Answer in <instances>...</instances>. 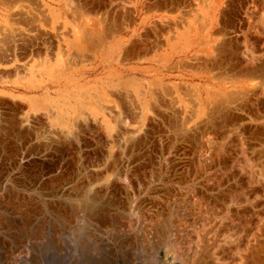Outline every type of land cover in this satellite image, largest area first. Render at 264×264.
<instances>
[{
    "label": "rangeland",
    "instance_id": "1",
    "mask_svg": "<svg viewBox=\"0 0 264 264\" xmlns=\"http://www.w3.org/2000/svg\"><path fill=\"white\" fill-rule=\"evenodd\" d=\"M90 1L91 0H79V6H82L81 8H83V11H88L89 13L86 14L90 17L88 18L89 23L86 22V24L80 26L81 29L79 28L80 32L78 34L79 40H77V43H74L73 46L79 45L80 48H85L88 50L90 49L91 51L90 41H93L100 35L99 37H102V42L104 41L108 44V46H112L110 56L111 59H113L114 56H118L120 53V58L122 59L116 61L114 70L121 71L125 76H127V78H141L143 75V69L152 65L149 58H151L153 55H161L167 49L168 39L172 35L171 37L174 40L173 37L175 30L179 32V30L184 29L187 30L190 35L192 29H195L194 31L196 32H198V30L201 32L204 30L203 28H205V20L200 16V14L203 13L202 11L204 10L203 8H205V3H207V0H201V2L200 0H186L187 2L185 0H181V2L180 0H178V2H176L177 0H173L175 3H177L175 4L173 2L174 5L168 4V1L166 0L161 2V5L157 4L158 0H145L144 5L147 7L144 6L145 8L142 14H135V12L131 10V4H133L135 0H126L125 2L124 0H114V2L111 0L112 3L111 1L108 2L109 0H94L95 3L97 1L95 4L97 5V7L95 6L96 8H94L93 5L94 1ZM84 2L87 3V6H85L86 4ZM103 2H105L106 6L105 4L103 5ZM154 2L156 3L154 4ZM165 2L170 5V7L176 6L174 8L178 9L175 10L173 8L175 12L173 9H171L172 12L169 11L170 7H167V5L164 4ZM186 3H188V5ZM89 5L91 7H89ZM100 5H103L104 7ZM125 5H127V8L129 6L128 10L126 9ZM154 5L157 6L155 7ZM164 5L165 8H162ZM218 5L219 11H224V19L234 25L238 32V34H233L232 36L228 37L238 39V41L235 40L237 41L235 42L236 45L241 42L237 45L239 46V50H237L238 55L234 54L236 49L227 50V52L222 56L224 58L222 61L224 65L226 64V68L229 69L230 66L235 64L237 69H235L233 72H230L229 70L230 73L223 74L219 70L210 69L209 63L211 60H206L208 63L206 65L205 60H197L196 58H193L194 60H192L190 57L186 58L185 60H180V58L177 56H173L171 60H169V63H167L165 72H162V74L156 76V82L154 83V86L151 87V89H148L149 87H144L145 89L143 90L142 94L143 102H145L143 106L144 108H142V105L139 103H130L129 100L122 99V103L124 105L123 107L120 104L124 108L123 110L121 107L124 111L122 116H120L117 112L118 109H115V105L112 107L113 103L108 104L105 102H99V100H101L99 96L103 95V88L99 87V89H102L98 90L96 89V86L104 84L110 75L103 67L98 66V61L96 59L32 61L18 60V62L15 60L13 63L12 61L14 60H10L8 65H2L1 63L0 69H3V71L0 72V95L6 92L15 93L17 95L15 102H18L19 106H21L19 113H17L18 120H20L19 118L24 114L23 111L29 113V120L26 123H23V128L27 133L24 138H22V136L19 137L18 127L11 129L10 138H5L6 136L0 133V140L1 138H5L6 140V142H4V146L6 147L5 149H7L6 154H10L11 156L9 159L5 158L6 154L1 150L0 144V264H131L137 261L149 264V255H155L158 259V264L183 263L179 257L175 258L172 252L168 249L167 245L169 241L173 243L176 242L178 244L180 243L179 246L177 244L178 249L180 248L179 250H181V253L187 255L185 259L186 261L184 260V264H204L208 261V264H226L228 263V258H230L233 254L232 250H234L235 253V248L237 245L232 243L234 241L232 238H230L232 235L230 236V234L228 235L225 233V231L222 229V226L225 224V221H228L227 215L230 213L232 214L233 208L235 209V212L238 211V209L244 211V205L249 206L250 212L248 211L247 213H249L251 218H253L252 221L254 223H252L254 225L252 224V227L256 225L252 230L254 231V236H250L252 238L249 237L251 243H248L249 245L256 244L255 242L259 240L257 234L259 229L257 230L256 227L258 224L261 226L263 223L262 225H264V84L262 83L264 82V75L259 74L260 76H255L252 74L253 77L250 76L251 74H248L249 71L246 68L248 66H245L246 63L244 60H242L244 56L242 57L241 55H246L245 53L248 52L247 55L249 59L247 56H245L247 58V64L248 62L249 64L250 62H253V64L256 65L258 63L264 62V33H256L257 30L263 31L264 29V0H218ZM158 6L161 7L158 8ZM221 6H223L224 9L221 8ZM90 8H93L91 10H93L95 13L92 12ZM98 8L100 12L97 10ZM154 8L156 9L154 10ZM150 9L152 10L150 11ZM96 10L99 13L96 12ZM103 10H105L104 13ZM129 10H131V12ZM108 11L112 13H108ZM101 12L104 14V16L100 14ZM127 12L129 13L127 14ZM169 12L171 16L170 20L172 21L169 20ZM90 13L91 15H89ZM185 13H187V15ZM116 14L118 17L121 16L120 19L122 25L120 24V19H118ZM108 15L110 18V23ZM128 15L131 17L134 16L133 20ZM198 15L200 16V19L198 18ZM66 16L63 18L67 19L69 24L78 22V18L76 16L73 18V21L71 16ZM102 16L105 19L102 18ZM126 17L128 18L129 22L126 20ZM129 19H131V22ZM117 20H119L118 25H121L120 27H125L123 30L122 28L116 29L118 28L117 23H115ZM96 21L99 23V26H95L98 33L97 31H94L96 28L94 27L93 22L95 24ZM125 21L127 22L126 26L124 25ZM106 22L109 24L107 25ZM112 22L113 25H111V28L113 26L114 31L108 27L110 24H112ZM172 22H174V24H172ZM249 22H251L250 25ZM179 23L181 24V27ZM161 25L164 30L167 28V31H164ZM191 26L193 27L192 29H190ZM88 27L89 32L87 31L88 29L85 30ZM146 28H149V30H146ZM157 28L160 29V32ZM108 29L111 32H108ZM134 30L137 31V35H133L135 32ZM103 31L105 33L104 35ZM143 31L147 32V34ZM155 32L158 34L160 33L161 36ZM140 33L144 35L142 36ZM150 33H152V37ZM201 33L203 34V32ZM110 34L111 37H108ZM245 35L251 36L252 40H245ZM66 36L67 35L65 34V40L68 41ZM72 36L73 39L69 40L68 44L74 41L75 35L73 34ZM147 36L149 39H153V41L151 42V40H148ZM142 37H144V39H142ZM133 39H135L136 43H140L137 41L141 40L143 41L141 43L146 44H136ZM147 41L151 43H147ZM130 43L133 49H130ZM117 44L122 45V49L119 50ZM152 44H155L154 47ZM251 44L253 45L251 46ZM245 45L248 46V50L252 53L246 50L247 47ZM136 48H139V51H143L140 52L142 55H137V52L139 53V51H136ZM146 49H148V52L152 49V51H150L151 53H148ZM5 50H7V48ZM128 50H131L133 53ZM134 50L136 51V56H134ZM207 50L203 49V52H200L204 58H206L205 56H207V58H210L211 56L209 53L206 54ZM211 51L208 50L207 52ZM91 53L93 54L92 51ZM249 53H251V55L254 53L252 59ZM255 53L262 54L261 57L263 58H260V55L258 56ZM254 55H256V57ZM122 56L126 59L124 58V60ZM136 57L141 59H137ZM130 58L132 60H130ZM253 59L256 61H253ZM43 61H47L49 65H52L56 68L59 66H63L64 68L71 67L70 69L65 68L70 73V77L74 78V80L71 81L73 85L69 89L75 88L78 90L81 89V91L90 90L93 95H91L87 100L95 101L96 103L94 105L98 109L101 106H103L104 109L107 107L105 112L108 118V123L110 125L113 124L112 126H114L111 136L102 130L101 127H99V123L92 119V115L88 116V120H81L79 122L80 128L82 125V127H84L80 130L83 131L88 129L89 134L86 133V131H83V133L80 131L78 133V137L68 135L60 126L61 124L59 122L54 121L51 123L42 109H39L36 113H33L29 102L21 104L22 102L18 96L22 94L17 83V79L19 77L17 76L19 70L18 66H22L23 64H27V66H36V64L40 62L39 65L37 64L38 66H36V69L38 70L39 66L42 68L46 65L41 63ZM184 61L186 62L184 63ZM13 67L16 68V72L13 70ZM241 69L244 72L246 70L247 73L243 72V74ZM236 70L240 72L239 74L237 71L240 77H238ZM13 72L14 74H12ZM210 72L213 75H210ZM218 73L219 76L221 74V77H218ZM233 73L234 76H236L234 78H236L237 81L236 79L231 78ZM10 74L13 75L11 76L12 78L9 77ZM208 76H210V78ZM246 76L248 78H246ZM249 82L251 83L249 84ZM200 84L209 85L208 90L199 91L194 88V86H198ZM183 85L185 86V90ZM187 85L191 86L188 87ZM254 85L255 89H253ZM261 87H263V89ZM247 88L249 90H247ZM188 89L191 90L190 93ZM245 91L248 92L246 95ZM64 92H66L64 87L54 85L52 89L50 91L47 90V92L41 87L32 90L30 89L27 96H34L41 99H45L47 97L56 98L61 96ZM215 92L216 94H213ZM231 92H234L232 95L236 94L235 98L238 99L235 100L234 98L233 102L223 105L224 108L222 109H225V111L228 110L227 123H224V120L226 119L225 117L220 119V117L217 116L216 119H218V121L221 120L220 122H218L215 118L211 120V110L216 106L214 105L212 107L213 103L216 104L218 101H222L224 98L221 96L225 94H228L231 97ZM243 94L245 95V98L244 96L242 97ZM248 94H250V97ZM5 101L6 102L4 104L1 103L0 107V117L3 119L5 117H10L9 113L11 112L10 109H8V105L11 101L9 102L8 97ZM147 101L152 103L153 106H148ZM75 106L79 109L83 108L82 105L79 104ZM95 106L94 108L97 109ZM110 107L116 111H113ZM147 107H150L151 111H149L150 109L147 111ZM114 112H117L118 114ZM235 112H237V114ZM115 114L119 117H115ZM112 115H114L115 118L110 117ZM130 117L133 119V121H135H131L132 119ZM127 118L131 119L130 123ZM114 119L116 121H114ZM146 120L148 124L145 122ZM158 120H160L161 123ZM127 121L130 125L128 124L126 127ZM219 123L221 126H219ZM91 125H95L97 128L95 126H93V128ZM139 125H143L144 127ZM207 125H210V128ZM216 125L221 129L218 130ZM138 126L141 127V129H139ZM222 126L224 128H222ZM213 127L217 130H215ZM126 128L129 131H126ZM152 131H155L154 136L152 135ZM142 132L143 135L141 137L140 133ZM132 134H134V136H132ZM99 136L102 137L99 138ZM209 136L211 137L210 141L212 143L208 140ZM206 137L208 138L206 139ZM189 138L191 139L189 140ZM60 139L65 141H61ZM128 139L134 142H128L131 143L132 147L130 145L128 146ZM152 139L154 143H152ZM69 140L74 144V146ZM83 140L87 144H85ZM137 140L139 144L138 146H135L137 145ZM142 140H144V142H142ZM101 141H104V144L101 143ZM157 142H159L158 144L161 145H158ZM43 143L46 147H44ZM75 143L78 144V148L76 147ZM151 143L154 145V148ZM63 144L66 148L69 147L70 150L68 148V150H65V147L62 149L61 146ZM101 144L103 145L101 146ZM122 144L125 145L121 146ZM57 146H59V151L57 150ZM118 146L119 151L121 152L120 155L118 154ZM127 146L129 149L125 148ZM35 147L37 149H34ZM143 147L146 149V151ZM150 147L153 150H150ZM102 148L104 150H102ZM136 149L138 152L135 151ZM38 150L39 153L37 155ZM168 150L171 151L168 152ZM40 151L42 155L40 154ZM54 151L56 152L54 153ZM115 152L118 156L115 155ZM143 153L146 156L143 155ZM82 154L84 155L82 156ZM137 156L139 158L142 157V159H139ZM153 156H155V158ZM165 157L167 158L165 159ZM2 158L3 160H1ZM129 159L133 161H131L132 164L130 163ZM153 159L155 163L153 162ZM13 164L14 166L12 167ZM136 164L139 165L137 166ZM159 164L160 166H158ZM150 165L154 170L150 167ZM56 166L58 167L55 168ZM129 166L132 167L128 168ZM135 166L138 167V169ZM121 167L123 168V172L120 171ZM149 167L151 172H148L150 171ZM110 168L111 170L108 171ZM133 169L137 171L135 172ZM121 172L123 173V177L121 174L120 178L119 173ZM132 173L134 174L133 176L131 175ZM149 174L151 177L148 176ZM59 176L63 177L59 178ZM110 176L112 179H110ZM126 176L127 179H131L133 183L131 181L129 182V180H123V178ZM118 178L120 181L117 180ZM121 182L124 183V185L121 184ZM104 187L105 191H103ZM234 190H237L236 192H238V194ZM241 191L246 192L243 194H247V198L249 196V201H246L247 199L245 196L243 197ZM98 192L102 193L100 194ZM235 193L237 194V198L235 197ZM229 200H231L232 203ZM89 211L92 213L95 212L94 218L96 220L94 219L91 222H86V218H84L85 213H88ZM258 214L260 218L258 217ZM96 216L99 219H97ZM224 219L226 220L224 221ZM260 226L258 228H260ZM144 230L146 231V236L143 235ZM162 230L163 234L166 235V238H164V235L160 236V234H158L159 231L162 233ZM238 233L237 234L240 237H243L240 232ZM227 235L229 237H227ZM238 235H236V237H239ZM147 236L148 238L146 239ZM157 236H159V238ZM236 237L234 238L236 239ZM165 239H169V241H166ZM252 239L257 241L252 242ZM231 240L233 241L231 242ZM244 242H246L244 246L248 244L246 240H244ZM244 242H241V248L244 247H242ZM232 244L236 245V247L233 248ZM229 246V249L233 248L231 251L228 249ZM190 249H194V251H191ZM239 250L242 251L240 252L241 256L243 250ZM228 253L229 256L231 255L230 257L228 256ZM194 254L197 255L194 257ZM236 256H239V252L236 253ZM237 262L238 261H236V263Z\"/></svg>",
    "mask_w": 264,
    "mask_h": 264
},
{
    "label": "bare ground",
    "instance_id": "2",
    "mask_svg": "<svg viewBox=\"0 0 264 264\" xmlns=\"http://www.w3.org/2000/svg\"><path fill=\"white\" fill-rule=\"evenodd\" d=\"M7 1H9V0H7ZM10 1H12V0H10ZM78 1V0H77ZM81 1V0H80ZM83 1V0H82ZM91 1H94V0H91ZM90 1V2H91ZM111 0H109L108 2H110ZM126 0H124V2H125ZM157 1V0H156ZM164 0H158L157 1V4L158 5H161L160 3L161 2H163ZM166 1H168V4H173V2L175 3V1H173V0H166ZM186 1V0H185ZM192 1V0H191ZM194 1H196V0H194ZM225 1V0H224ZM6 2V1H5ZM4 2V3H5ZM15 3H17L16 2V0L14 1ZM67 2V1H66ZM74 2V1H73ZM88 2V1H87ZM90 2H89V4H90ZM99 2V1H98ZM102 2V1H101ZM113 2H114V0H113ZM116 2V1H115ZM129 2V1H128ZM133 2V1H132ZM176 2H178V0L176 1ZM180 2H181V0H180ZM187 2V1H186ZM200 2H201V0H200ZM223 2V1H222ZM1 3V2H0ZM7 3V2H6ZM10 3V2H9ZM40 3V2H39ZM85 3V2H84ZM83 3V4H84ZM96 3H97V1H96ZM95 3V1H94V3H93V5H94V8H96L97 7V5H95L96 4ZM111 3H112V1H111ZM131 3V2H130ZM156 2H154V4H155ZM221 3V2H220ZM228 3V2H227ZM1 4H3V1H2V3ZM12 4V3H11ZM32 4V3H31ZM37 4V3H36ZM86 5L85 6H87V3H85ZM105 4V2H103V5ZM106 4H107V1H106ZM106 4H105V6H106ZM109 4V3H108ZM116 4H118V3H116ZM124 4H126V3H124ZM145 4V0H135L134 1V3L133 4H131V10L133 11V12H135V14L136 13H143V10H144V6H146V5H144ZM150 4V3H149ZM153 4V3H152ZM164 4H166L167 5V7H170V5H168L166 2L164 3ZM175 4H177V3H175ZM187 5H188V3H186ZM192 4H194V3H192ZM203 4V3H202ZM226 4V3H225ZM224 4V5H225ZM5 5V4H4ZM38 5V4H37ZM67 5V4H66ZM103 5H100V6H103ZM123 5V4H122ZM147 5H148V3H147ZM162 5H163V3H162ZM174 5V4H173ZM172 5V6H173ZM191 5V4H190ZM205 5H207L206 3H205ZM213 5V4H212ZM63 6V5H62ZM96 6V7H95ZM99 6V7H100ZM119 6V5H118ZM126 6V9L128 10L129 9V6H128V8H127V5H125ZM151 6V5H150ZM153 6V5H152ZM155 7L157 6V5H154ZM193 6V5H192ZM7 7H9V6H7ZM13 7H15L14 5H13ZM27 7V6H26ZM77 7H78V9H76L77 10V12L75 11V9H73V11L71 12V10H69V9H67L65 6H64V9L66 8V10H62V14H63V17L65 18V16L66 15H69L70 16V13H71V15H72V13L73 12H75L76 13V17L78 18V22H73L74 23V28H73V30L72 31H74L73 32V34L75 35L74 36V41L73 42H70L69 44H74V43H77L76 41L77 40H79V28H80V26H83L84 24H86V22H88L89 23V21H88V18L90 17V16H88L87 14L89 13L88 11L87 12H85V10L83 11V8H81L80 6H78L77 5ZM89 7H91L90 5H89ZM104 7V6H103ZM147 7V6H146ZM148 7H149V5H148ZM159 7H161V6H158V8ZM174 7H176V6H174ZM174 7H170V10L169 11H171L172 12V10L171 9H173ZM180 7V6H179ZM187 7V6H186ZM12 8V7H11ZM62 8V7H61ZM71 8H74V7H71ZM162 8H165V5L162 7ZM161 8V9H162ZM214 8V7H213ZM221 8H223V6H221ZM9 9H10V7H9ZM13 9V8H12ZM91 9H93V8H90V10ZM100 9H101V7H100ZM119 9H120V7H119ZM122 9V8H121ZM148 9V8H147ZM146 9V10H147ZM156 8H154V10H155ZM175 9V8H174ZM173 9V10H174ZM176 9H178V8H176ZM175 9V10H176ZM224 9V8H223ZM16 10V9H15ZM87 10V9H86ZM89 10V11H90ZM95 10V9H94ZM97 10H99V8L97 9ZM96 10V12H98ZM111 10H112V8H111ZM131 10H129L130 12H131ZM152 9H150V11H151ZM164 10V9H163ZM167 10V9H166ZM175 10H174V12H175ZM195 10V9H194ZM193 10V11H194ZM221 10V9H220ZM8 11V10H7ZM14 11V10H13ZM64 11V12H63ZM92 12H94L93 10H91ZM90 11V12H91ZM104 11L105 10H103V13H104ZM118 11V10H117ZM116 11V12H117ZM119 11H121V10H119ZM125 11V10H124ZM149 11V10H148ZM215 11V10H214ZM217 11V10H216ZM11 12V11H10ZM16 12H18V11H16ZM91 12V13H92ZM99 12H100V10H99ZM98 12V13H99ZM165 12H167V11H165ZM224 11H222V13H223ZM32 13V12H31ZM74 13V14H75ZM87 13V14H86ZM91 13L89 14V15H91ZM95 13V12H94ZM108 13H112V12H109L108 11ZM124 13V12H123ZM129 12H127V14H128ZM189 13H190V11H189ZM211 13V12H210ZM214 13H216V12H214ZM218 13V12H217ZM219 13H220V11H219ZM218 14L219 15V17H220V15H221V17H223V15L224 14ZM17 14V13H16ZM100 14H102V12L100 13ZM118 14V13H117ZM117 14H116V16H117ZM126 14V15H127ZM149 14V13H148ZM147 14V15H148ZM156 14H157V12H156ZM186 15H187V13H185ZM199 14V13H198ZM209 14V13H208ZM212 14H213V12H212ZM14 14H12V15H10V16H13ZM22 15H23V12H22ZM78 15V16H77ZM87 15V16H86ZM103 16H104V14H102ZM121 15V14H120ZM124 15V14H123ZM130 15V14H129ZM128 15V16H129ZM27 16V15H26ZM35 16V15H34ZM34 16L32 17V18H34ZM98 16V15H97ZM102 16V18H104ZM111 16V15H110ZM125 16V15H124ZM123 16V17H124ZM133 16V15H132ZM144 16V15H143ZM146 16V15H145ZM159 16V15H158ZM161 16V15H160ZM199 16V15H198ZM201 16V15H200ZM200 16L198 17L199 19H200ZM209 16V15H208ZM216 16V15H215ZM9 17V16H8ZM7 17V18H8ZM22 17V16H21ZM29 17V16H28ZM67 17V16H66ZM72 17V16H71ZM70 17V18H71ZM118 17V16H117ZM120 17L121 16H119L118 17V19H120ZM129 17H131V16H129ZM134 17V16H133ZM133 17H131L132 18V20H133ZM154 17V16H153ZM167 17V16H166ZM165 17V18H166ZM197 17V16H196ZM9 18H11V17H9ZM8 18V19H9ZM36 18H38L37 16H36ZM63 18V19H64ZM73 18L74 17H72V21H73ZM77 18H75V19H77ZM108 18H109V15H108ZM127 18V17H126ZM7 19V20H8ZM17 19H20V18H17ZM17 19H14V20H17ZM27 19V18H26ZM46 19V18H45ZM105 19V18H104ZM115 19H116V17H115ZM146 19V18H145ZM152 19V18H151ZM183 19H185V18H183ZM216 19V18H215ZM223 19V18H222ZM13 18L12 19H9L8 21H6L5 20V18H3V19H1V21H2V23L4 24V26L2 27V25H1V27L6 31V33H4V30L1 32V29H0V33L1 34H6V37H5V35L4 36H2V37H5V40L4 41H8L7 39H8V37L10 38V36L9 35H11L12 36V32H10L11 31V29L12 28H14V27H11V26H13V25H11L10 26V23L12 24L13 23ZM34 20V19H33ZM33 20H31V23L32 22H34ZM37 20V19H36ZM60 20H61V17H60ZM70 20V19H69ZM112 20V19H111ZM127 21H128V18L126 19ZM130 20V22H131V19H129ZM144 20V19H143ZM217 20V19H216ZM215 20V21H216ZM219 20L221 21V19L219 18ZM218 20V21H219ZM10 21V22H9ZM12 21V22H11ZM19 21H21V23H22V18H21V20H19ZM27 21H28V19H27ZM48 21H50V20H48ZM102 21H104V20H102ZM113 21V20H112ZM118 21L119 20H117L115 23H117V25H118ZM162 21H163V19H162ZM170 21H172V20H170ZM182 21H185V20H182ZM206 21V20H205ZM17 22V21H16ZM24 22L26 23V21L24 20ZM24 22H23V24H24ZM63 22H64V24L65 25H68L69 24V22L67 21V19H64L63 20ZM98 21H96L95 22V24H94V22H93V25H94V27L95 26H99L98 24L99 23H97ZM129 22V21H128ZM165 22V21H164ZM176 22H178V21H176ZM191 22V21H190ZM226 22V21H225ZM225 22H223V24L225 23ZM18 23H20V22H18ZM30 23V24H31ZM50 23V22H49ZM72 23V24H73ZM107 23V22H106ZM105 23V24H106ZM109 23H110V18H109ZM109 23H107V25L109 24ZM124 23V22H123ZM126 21H125V23H124V25L126 26ZM142 23V22H141ZM154 23H156V22H154ZM162 23V22H161ZM168 23V22H167ZM181 23V22H180ZM179 23V24H180ZM192 23V22H191ZM196 23V22H195ZM194 23V24H195ZM199 23V22H198ZM210 23V22H209ZM213 23V22H212ZM219 23V22H218ZM217 23V24H218ZM221 23V22H220ZM219 23V24H220ZM46 24V23H45ZM120 24L122 25V23H121V19H120ZM128 24H130V23H128ZM131 24H133V23H131ZM158 24H159V22H158ZM158 24H157V26H158ZM166 24V23H165ZM172 24H174V22H172ZM178 24V25H179ZM186 24V23H185ZM200 24V23H199ZM219 24H218V26L217 27H219ZM228 24V23H227ZM60 25H61V23H60ZM91 25V24H90ZM90 25H88V26H90ZM111 25H113V22H112V24H110L108 27L109 28H111ZM117 25H116V27H117ZM121 25H118V28H116V29H121L122 27H120ZM123 25V26H124ZM160 25V24H159ZM170 25H171V22H170ZM201 25H203V24H201ZM205 25V24H204ZM203 25V26H204ZM207 25V24H206ZM221 25V24H220ZM22 26V25H21ZM36 25H34V27H35ZM47 26H48V23H47ZM0 27V28H1ZM106 27V26H105ZM161 27H162V25H161ZM166 27V26H165ZM180 27H181V24H180ZM200 27V26H199ZM198 27V28H199ZM205 27V26H204ZM216 27V26H215ZM228 27H230V23L228 24ZM96 28V27H95ZM100 28V27H99ZM98 28V29H99ZM107 28V27H106ZM114 27L112 26V28H111V30L113 29ZM125 27H123L122 28V30L124 29ZM193 27L191 26V28L190 29H192ZM202 28V27H201ZM208 28V27H207ZM213 28V27H212ZM226 28H227V25H226ZM232 28V27H231ZM14 29H16V28H14ZM59 29V28H58ZM81 29V28H80ZM88 29V30H87ZM129 29V28H128ZM153 29V28H152ZM158 29V28H157ZM162 29H163V27H162ZM167 28H165V30H166ZM172 29V28H171ZM204 29V28H203ZM215 29V28H214ZM39 30V29H38ZM85 30H87L88 32H89V27L88 28H86ZM90 30H91V28H90ZM103 30V29H102ZM109 30V29H108ZM107 30V31H108ZM146 30H149V28L147 29L146 28ZM145 30V31H146ZM164 30V29H163ZM164 30V31H165ZM174 30V29H173ZM184 30V29H183ZM193 30V29H192ZM191 30V31H192ZM195 30V29H194ZM227 30V29H226ZM13 31V30H12ZM94 31H97V28L94 30ZM100 31H101V29H100ZM113 31H114V29H113ZM117 31V30H116ZM119 31V30H118ZM132 31V30H131ZM135 31V30H134ZM158 31L160 32V29H158ZM157 31V32H158ZM167 31V30H166ZM180 31V30H179ZM213 31V30H212ZM40 32V31H39ZM71 32V31H70ZM108 32H111L110 30L108 31ZM144 32V31H143ZM149 32V31H148ZM157 32H155V33H157ZM196 32V31H195ZM198 32H199V30H198ZM196 33L195 34V36L192 38V42L194 43V44H198L199 46L200 45H202V43H203V39H205V38H203V36L201 35V33ZM229 32V31H228ZM10 33V34H9ZM19 33H21L20 31L18 32V34ZM69 32H67V34L66 35H69L68 34ZM84 33V32H83ZM95 33V32H94ZM97 33H98V31H97ZM101 33V32H100ZM142 33V32H141ZM140 33V34H141ZM144 33H146L147 34V32H144ZM171 33V32H170ZM183 33V32H182ZM213 33V32H212ZM215 33H216V31H215ZM218 34L220 33V32H217ZM229 33H232V32H229ZM229 33H227V34H229ZM17 34V33H16ZM17 34V35H18ZM24 34V33H23ZM73 34H70V36L71 35H73ZM102 34V33H101ZM105 33H104V31H103V35H104ZM107 34V33H106ZM109 34V33H108ZM151 34V37H152V33H150ZM158 34V33H157ZM184 34V33H183ZM186 34V33H185ZM233 34V33H232ZM28 35V34H27ZM26 35V36H27ZM40 35V34H39ZM51 35V34H50ZM57 35H59L58 34V32H57ZM86 35V34H85ZM99 35V34H98ZM133 35H137V31H135L134 33H133ZM142 35V34H141ZM140 35V36H141ZM144 35V34H143ZM142 35V36H143ZM158 35H160L161 36V34L159 33ZM214 35H216V34H214ZM16 36V35H15ZM20 36V35H19ZM25 36V35H24ZM36 36V35H35ZM38 36V35H37ZM53 36V35H52ZM56 36V35H55ZM97 36V35H96ZM100 36V35H99ZM97 37V38H95L93 41H90V46H91V51L93 52V56L95 57V59L98 61V66L99 67H103L106 71H107V73H109V78L106 80V82H104V84H102V85H97L96 86V89H98V90H100V89H102L103 88V95H100L99 96V98L101 99V100H99V102L100 103H113V106L112 107H114V105H115V109L117 108L118 110H117V112L119 113V115L120 116H122V113H124V105H123V100L122 99H125V100H129L130 101V103H139V104H141L142 105V108H144L143 106H144V104H145V102H143V90L145 89V88H147V87H149L148 89H151V87H153L154 86V83L156 82V80H155V78H156V76L157 75H160V74H162V72L164 73L165 72V68H166V65H167V63H169V60H171V58L174 56V55H176V54H179V57H187V54H188V52H189V45H188V41H186V40H183V43L181 42L182 41V39H183V37H181V39L178 41V42H176L175 40H173L172 39V35L169 37V39H171V40H169L168 39V46H167V49L161 54V55H153L151 58H149V60H151V64L152 65H150V66H147V67H145L144 69H143V75L141 76V78H131V77H129V78H127V76H125L121 71H119V70H114V65L116 64V61H119L120 59H122V58H120V53H119V55L118 56H114L113 57V59H111L110 58V56H111V45H109L108 46V44L106 43V42H102L101 40H102V37ZM102 36V35H101ZM111 37V34L110 35H108V37ZM146 36V35H145ZM159 36V37H160ZM218 36V35H217ZM230 36V35H229ZM235 36V35H234ZM246 36H248V35H246ZM32 37V36H31ZM106 37V36H105ZM219 37L220 38H217L218 40H216V38H215V40H213V41H211V39L207 42V43H205L206 44V46L205 47H203L202 48V50H200V52L202 51L203 52V49L204 50H213V51H211V52H207L206 51V54L207 53H209L211 56L210 57H212L213 58V60L211 59V61H210V63H209V67H210V69H213V70H219V71H221L223 74H228V73H230V72H233L235 69H237L236 67V65L235 64H233L232 66H230V68L228 69V68H226L225 66H226V64L224 65V63H223V61L222 60H224V58L222 57L223 55H224V53H226L227 52V50H230V49H236V52L234 53V54H236V55H238V53H237V50H239V46H237L238 44H240V43H238L237 45H236V43L235 42H237L238 41V39H236L237 41H233V38H231V37H228V36H226V32L224 31V33H222V37H221V35H219ZM7 38V39H6ZM24 38V37H23ZM26 38V37H25ZM33 38H36V37H33ZM32 38V39H33ZM103 38H104V36H103ZM146 38V37H145ZM147 38H148V36H147ZM175 38H177V37H175ZM249 38V37H248ZM247 38V39H248ZM14 39V38H13ZM20 38H18L17 40H19ZM22 39V38H21ZM20 39V40H21ZM27 39V38H26ZM25 39V40H26ZM31 39V40H32ZM39 39V38H38ZM136 39V38H135ZM135 39H133L134 41H135ZM142 39H144V37H142ZM160 39V38H159ZM261 39V38H260ZM15 40V39H14ZM16 40V41H17ZM22 40H24V39H22ZM123 40V39H122ZM147 40V39H146ZM145 40V41H146ZM148 40H151V38L149 39L148 38ZM173 40V41H172ZM250 40V39H249ZM9 41H11L10 39H9ZM26 41H28V40H26ZM33 41H35L34 39H33ZM153 41V39L151 40V42ZM157 41V40H156ZM161 41V40H160ZM159 41V42H160ZM207 40H205V42H206ZM251 41V40H250ZM137 42H140V43H136V41H135V43L136 44H143V43H141V42H143V41H137ZM149 41H147V43H148ZM151 42H149V43H151ZM155 42V41H154ZM158 42V41H157ZM18 43V42H17ZM132 43V42H131ZM131 43H130V47H128V48H130V49H133V47L131 46ZM163 43H164V41H163ZM243 43V42H242ZM263 43H264V40H263ZM27 44V43H26ZM26 44H25V47H26ZM146 44V43H145ZM145 44H143V45H145ZM157 44V43H156ZM205 44H203V45H205ZM5 45H8L6 42H5ZM13 45V44H12ZM19 45V47H20V44H18ZM118 45V44H117ZM134 45V44H133ZM153 45V44H152ZM155 45V44H154ZM154 45H153V47H154ZM159 45V44H158ZM164 45H165V43H164ZM248 45V44H247ZM253 44H251V46H252ZM261 45H263V44H261ZM11 46V45H10ZM10 46H8V48H7V50H5V48H3V49H1V47H0V65H1V63H2V65H8L9 64V62H10V59H9V52H8V49L10 50ZM24 46V45H23ZM30 46V45H29ZM126 46V45H125ZM138 46V45H137ZM157 46V45H156ZM246 46V45H245ZM244 46V47H245ZM249 46V45H248ZM248 46H246L247 48H246V50H248ZM264 46V45H263ZM124 47V46H123ZM136 47V46H135ZM144 47V46H143ZM151 47V46H150ZM16 48V47H15ZM21 48H23L22 46H21ZM21 48H19L20 50H22V52L24 51L23 49H21ZM118 48H119V50L120 49H122V45H118ZM140 48V47H139ZM138 48V49H139ZM159 48H161V47H159ZM193 48V47H192ZM18 49V48H17ZM109 49H110V54H109ZM137 49V48H136ZM135 49V50H136ZM136 50V51H139V50ZM140 49H142V48H140ZM251 49H252V47H251ZM254 49V48H253ZM3 50H5V51H3ZM25 50H26V48H25ZM134 50V56H136L135 55V51ZM148 49H146V51H147ZM162 50V49H161ZM192 50V49H191ZM245 50V51H246ZM255 50H257V49H255ZM12 51V52H11ZM27 51V50H26ZM25 51V52H26ZM125 51V50H124ZM128 51H131V50H128ZM142 51V50H141ZM141 51H139V53L141 52ZM150 51H152V49L151 50H149V52ZM245 51H243V52H245ZM249 51V50H248ZM253 51V50H252ZM263 51V50H262ZM132 52V51H131ZM143 52V51H142ZM148 52V51H147ZM148 52V53H149ZM159 52V51H158ZM198 52V51H197ZM212 52H214V53H212ZM239 52V51H238ZM249 52H251V51H249ZM254 52V51H253ZM258 52V51H257ZM10 53H12L13 54V49H11L10 50ZM133 53V52H132ZM151 53V52H150ZM155 53V52H154ZM233 53V52H232ZM232 53H231V55H232ZM248 53V52H247ZM247 53H245L246 55H243L242 54V52H241V56L243 57L244 56V58H242V60H244L245 61V66H248V67H246L247 68V70L249 71V73L248 74H251L250 76H252V74H254L255 76H257V75H259V74H263L264 75V62H261V63H258V64H253V62H250V64H249V62H248V64H247V58L249 59V57H248V55H247ZM252 53V52H251ZM251 53H249V55L251 56V59H252V57H253V54L251 55ZM260 53H263V52H260ZM11 54V55H12ZM16 54V53H15ZM20 54V53H19ZM21 54H23V53H21ZM26 54V53H25ZM109 54V55H108ZM122 54V53H121ZM124 54H126V53H124ZM202 54V53H201ZM255 54H257L258 56L260 55V58H263V57H261V55L262 54H258V53H255ZM131 55H133V54H131ZM137 55H139V54H137ZM140 55H142V53H140ZM147 55V54H146ZM18 56V55H17ZM16 56V57H17ZM24 56V55H23ZM26 56V55H25ZM25 56H24V58H25ZM125 56V55H124ZM127 56V55H126ZM134 56H132V57H134ZM193 56H195L196 57V54L195 55H193ZM230 56V55H229ZM245 56H247V58L245 57ZM255 57H256V55H254ZM257 56V57H258ZM263 56H264V54H263ZM123 57V56H122ZM128 57V56H127ZM194 57V58H195ZM201 57H203L204 58V56L203 55H201ZM206 58H204L205 59V61L207 60V56H205ZM209 57V56H208ZM226 57V56H225ZM8 58V60H4V59H7ZM13 58V57H12ZM15 58V57H14ZM125 57H123V59H124ZM137 58V57H136ZM182 58V59H183ZM193 58V57H192ZM198 58V57H197ZM259 58V59H260ZM21 59V58H20ZM126 59V58H125ZM124 59V60H125ZM135 59V58H134ZM145 59V58H144ZM204 59L202 60V61H204ZM231 59V58H230ZM229 59V60H230ZM254 59H256V58H254ZM253 59V61H256V60H254ZM130 60H132L131 58H130ZM137 60V59H136ZM227 60V59H226ZM262 60V59H261ZM12 61V60H11ZM30 61V60H29ZM32 61V60H31ZM129 61V60H128ZM208 61V60H207ZM207 61H206V65L208 64L207 63ZM234 61V60H233ZM250 61H252V60H250ZM13 62H15V60L14 61H12V63ZM17 62H18V60H17ZM146 62V61H145ZM186 61H184V63H185ZM260 62V61H259ZM40 63V62H39ZM39 63H37L38 65H39ZM41 63H44V64H46L45 66H43L42 68H40V66H39V69L37 70L36 69V66H38L37 64H36V66L35 65H32V66H27V64H23L22 66H18V73H17V76H19L18 77V79H17V83H18V85H19V90L22 92V94H20V95H18L19 97H20V100H21V104H23V103H25V102H29L30 103V105H31V107H32V112L33 113H36L39 109H42L44 112H45V114L47 115V117H48V119L50 120V122L51 123H53L54 121L56 122H59L61 125V127L65 130V132L68 134V135H72V136H74V137H78L79 135H78V133L80 132V131H82V130H80L81 128H84V127H82L81 126V128H80V121L81 120H88V116H91L92 115V119L94 120V121H96V122H98L99 123V127H101L102 128V130H104L107 134H109L110 136H111V133L113 132V129H114V126H112V125H110L109 123H108V118H107V116H106V108L104 109V107L103 106H101L99 109L94 105L96 102L95 101H92V100H87L91 95H93L92 94V92L90 91V90H84V91H81V89H69L73 84H72V80H74V78H72V77H70V73L66 70V69H68V68H64L63 66H59V67H54V66H52V65H49L48 64V62L47 61H43V62H41ZM251 63H252V65H251ZM129 64V63H128ZM180 64V63H179ZM178 64V65H179ZM196 64V63H195ZM197 64H198V62H197ZM244 64V63H243ZM41 65V64H40ZM43 65V64H42ZM170 65V64H169ZM187 65L189 66V64L187 63ZM193 65H194V63H193ZM192 65V66H193ZM200 65H201V63H200ZM202 65H203V63H202ZM16 66V65H15ZM120 66V65H119ZM187 66V67H188ZM196 66V65H195ZM199 66V65H198ZM205 66V65H204ZM229 66V65H228ZM21 67V68H20ZM143 67V66H142ZM64 68V69H63ZM71 68V67H70ZM69 68V69H70ZM193 68V67H192ZM199 68V67H198ZM121 69V68H120ZM195 69V68H194ZM202 69V68H201ZM204 69V68H203ZM13 70L15 71L16 70V68L15 67H13ZM207 70V69H206ZM205 70V71H206ZM209 70V69H208ZM229 70H230V72H229ZM239 70V69H238ZM238 70H236V73H237V71ZM242 70V69H241ZM1 71H3V69H0V72ZM10 72H12L11 70H9ZM8 71V72H9ZM16 72V71H15ZM239 72V71H238ZM244 71L242 70V73H243ZM5 73H6V71H5ZM169 73V72H168ZM202 73V72H201ZM244 73H247L246 72V70H245V72ZM243 73V74H244ZM3 74V73H2ZM12 74H14V72L12 73ZM140 74V73H139ZM239 74H240V72H239ZM4 75V74H3ZM3 75H1V76H3ZM202 75V74H201ZM200 75V76H201ZM210 75H213V74H211V72H210ZM214 75H216V74H214ZM218 75V77H221V74H220V76H219V73L217 74ZM237 75H238V73H237ZM11 76H13V75H11L10 74V78H12ZM207 76V75H206ZM250 76H249V78H250ZM260 76V75H259ZM209 78H210V76H208ZM213 77V76H212ZM234 77H236V76H234V73H233V75H231V78L232 79H236V78H234ZM238 77H240L239 75H238ZM253 77V76H252ZM167 78V77H166ZM204 78V77H203ZM230 78V77H229ZM228 78V79H229ZM246 78H248L247 76H246ZM163 79V78H162ZM165 79V78H164ZM205 79V78H204ZM242 79V78H241ZM220 80H222V79H220ZM219 80V81H220ZM253 80H255V79H253ZM252 80V81H253ZM3 81V80H2ZM236 81H237V79H236ZM249 81V80H248ZM247 81V82H248ZM251 81V80H250ZM71 82V83H70ZM244 82H246V81H244ZM74 83V82H73ZM251 82H249V84H250ZM263 84H264V82H262ZM15 84H16V82H15ZM211 84V83H210ZM54 85H56V86H59V87H64L65 89H66V92H64L61 96H59V97H56V98H51V97H47V98H45V99H41V98H37V97H34V96H27V94L29 93V90L31 89H35V88H39V87H41V88H44L45 89V91L47 92V90L48 91H50L51 89H52V87L54 86ZM185 85V84H184ZM183 85V86H184ZM192 85V84H191ZM190 85V86H191ZM258 85V84H257ZM182 86V87H183ZM188 86V85H187ZM186 86V87H187ZM190 86H188V87H190ZM213 86V85H212ZM99 87H102V88H100L99 89ZM145 87V88H144ZM156 87V86H155ZM168 87V86H167ZM247 87H253V86H247ZM194 88L196 89V90H199V91H206V90H208V88H209V85H207V84H200V85H198V86H194ZM217 88V87H216ZM215 88V89H216ZM244 88V87H243ZM262 89H263V87H261ZM165 89V88H164ZM246 89V88H245ZM253 89H255V85H254V88ZM184 90H185V86H184ZM189 90V89H188ZM194 90V89H193ZM247 90H249L248 88H247ZM246 90V91H247ZM112 91V92H111ZM148 91V90H147ZM166 91V90H165ZM187 91V90H186ZM245 91V92H246ZM252 91V90H251ZM258 91V90H257ZM191 92V90H189V93ZM197 92V91H196ZM211 92V91H210ZM214 92V91H213ZM261 92V91H260ZM149 93V92H148ZM230 93V92H229ZM234 92H231V95L233 94ZM236 93V92H235ZM242 93V92H241ZM240 93V94H241ZM248 92H246L245 93V95L247 94ZM254 93H256V92H254ZM152 94V93H151ZM158 94H160V93H158ZM213 94H216V92L215 93H213ZM156 95V94H155ZM186 95V94H185ZM191 95V94H190ZM195 95V94H194ZM238 95V94H237ZM245 95L243 94L242 95V97L244 96V98H245ZM249 95V97H250V94H248ZM260 95V94H259ZM258 95V96H259ZM261 95H262V93H261ZM4 96H7L8 97V99H9V108L8 109H10V117H5L4 119L3 118H1L0 117V133H2L3 135H5L6 137L5 138H10V133H11V129H13V128H17L18 127V135H19V137L20 136H22V138H24L25 137V135H27V133H26V130L23 128V123H26L28 120H29V113L28 112H25V111H23V115H22V117H20L19 119L20 120H18V117H17V113H19V110H20V107L21 106H19V103L18 102H15L16 100H15V98L17 97V95L15 94V93H13V92H6V93H4V94H2V95H0V97H2V98H0V107H1V103L2 104H4L6 101L5 100H7V97H4ZM193 96V95H192ZM191 96V97H192ZM220 96H221V94H220ZM253 96V95H252ZM95 97V96H94ZM97 97V96H96ZM151 97V96H150ZM150 97H149V99H150ZM159 97V96H158ZM205 97V96H204ZM212 97V96H211ZM216 97V96H215ZM214 97V98H215ZM222 98H224L222 101H218L216 104L215 103H213V105H212V107L214 106V105H216L215 106V108H213L212 110H211V113H210V119L212 120V119H216L217 118V116H219L220 117V119L221 118H223V117H225L226 119H227V113H228V110L227 111H225V109H222V108H224V106L223 105H226V103L228 104L229 102H233V99L236 97V94H234V95H232L231 97L228 95V94H225V95H223V96H221ZM160 98V97H159ZM164 98V97H163ZM154 99V98H153ZM177 99V98H176ZM206 99V98H205ZM236 99H238V98H235V100ZM247 99V98H246ZM159 100H162V99H159ZM173 100V99H172ZM187 100H190V99H187ZM192 100V99H191ZM207 100V99H206ZM215 100V99H214ZM257 100V99H256ZM165 101V100H164ZM195 101V100H194ZM209 101V100H208ZM211 101H213V100H211ZM216 101V100H215ZM163 102V101H162ZM168 102V101H167ZM181 102V101H180ZM191 102V101H190ZM129 103V102H128ZM169 103V102H168ZM175 103V102H174ZM243 103V102H242ZM255 103V102H254ZM77 104H79V105H82V109H79V108H77L75 105H77ZM123 106H121V105ZM153 104H155V103H153ZM158 104V103H157ZM206 104H207V102H206ZM147 105L149 106H153L152 105V103H150L149 101H147ZM211 105V104H210ZM210 105H207V106H210ZM19 106V107H18ZM94 106L97 108V109H95L94 108ZM106 106V105H105ZM129 106H131V105H129ZM164 106V105H163ZM232 106V105H231ZM237 106V105H236ZM238 106H239V104H238ZM240 106H242V105H240ZM112 107H110V108H112ZM123 108V110H122V108ZM162 107V106H161ZM167 107H168V105H167ZM181 107V106H180ZM206 107V106H205ZM242 107H245V106H242ZM241 107V108H242ZM27 108V107H26ZM26 108H25V110H26ZM128 108V107H127ZM136 108V107H135ZM138 108V107H137ZM173 108V107H172ZM234 108V107H233ZM114 109V110H115ZM126 109V108H125ZM150 109V110H149ZM184 109V108H183ZM112 110H113V108H112ZM113 110V111H114ZM146 110V109H145ZM144 110V111H145ZM151 111V108L150 107H147V111ZM207 110V109H206ZM229 110H230V108H229ZM110 111V110H109ZM116 111V110H115ZM242 111V110H241ZM111 112V111H110ZM117 112H114V113H117ZM153 112V111H152ZM159 112H161V111H159ZM195 112H196V110H195ZM198 112V111H197ZM117 113V114H118ZM158 113V112H157ZM163 113V112H162ZM207 113V112H206ZM230 113V112H229ZM236 114H237V112H235ZM75 114V115H74ZM150 114V113H149ZM148 114V115H149ZM182 114V113H181ZM195 114V113H194ZM136 115V114H135ZM140 115V114H139ZM203 115V114H202ZM205 115V114H204ZM40 116H42V115H40ZM117 115L115 114V117H116ZM129 116V115H128ZM137 116V115H136ZM135 116V117H136ZM157 116V115H156ZM163 116V115H162ZM236 116V115H235ZM240 116V115H239ZM110 117H114V115H112V116H110ZM114 117V118H115ZM117 117H119V116H117ZM134 117V116H133ZM147 117V116H146ZM218 117V118H219ZM45 118V117H44ZM126 118V117H125ZM131 118V117H130ZM128 119V121H129V123H130V120L132 119ZM205 118V117H204ZM230 118V117H229ZM237 118V117H236ZM235 118V119H236ZM33 119V118H32ZM118 119V118H117ZM137 119V118H136ZM224 120V123L226 124L227 122L226 121H228V119L227 120ZM242 119H243V117H242ZM45 120V119H44ZM47 120V119H46ZM90 120V119H89ZM111 120H113V119H111ZM217 121H218V119H216ZM241 120V119H240ZM114 121H116L115 119H114ZM118 121V120H117ZM128 121H127V125H126V127L128 126ZM131 121H133V119L131 120ZM135 121V120H134ZM133 121V122H134ZM159 122H160V120H158ZM206 121V120H205ZM221 120H219L218 122H220ZM30 122V121H29ZM124 122V121H123ZM145 122H147V120L145 121ZM150 122V121H149ZM152 122V121H151ZM212 122V121H211ZM232 122H234V121H232ZM236 122V121H235ZM87 123V122H86ZM136 123V122H135ZM154 123V122H153ZM161 123V122H160ZM215 123H217V122H215ZM34 124V123H33ZM48 124V123H47ZM115 124V123H114ZM137 124V123H136ZM140 124H142V123H140ZM143 124H144V122H143ZM147 124H148V122H147ZM146 124V125H147ZM207 124H208V122H207ZM90 125V124H89ZM130 125V124H129ZM134 125V124H133ZM214 125V124H213ZM235 125V124H234ZM237 125H238V123H237ZM93 126H95V125H93ZM92 125H91V127H93ZM139 126H142V127H144L143 125H139ZM138 126V127H139ZM149 126H150V124H149ZM208 127L210 126V125H207ZM219 126H221L220 125V123H219ZM87 127V126H86ZM96 127V126H95ZM119 127V126H118ZM130 127V126H129ZM137 127V126H136ZM155 127V126H154ZM156 127H157V125H156ZM175 127V126H174ZM216 127H217V129L219 130V129H221V128H219L217 125H216ZM228 127V126H227ZM94 128V127H93ZM97 128V127H96ZM170 128H173V127H170ZM210 128V127H209ZM208 128V129H209ZM214 128V127H213ZM222 128H224L223 126H222ZM236 128V127H235ZM27 129V128H26ZM123 129V128H122ZM139 129H141V127H139ZM156 129V128H155ZM215 129V128H214ZM217 129H215V130H217ZM92 130V129H91ZM124 130V129H123ZM128 129L126 128V131H127ZM149 130H151V129H149ZM157 130V129H156ZM83 131H86V133H88L89 134V132H88V129H85V130H83ZM83 131H82V133H83ZM97 131V130H96ZM125 131V130H124ZM124 131H123V133H124ZM129 131V130H128ZM139 131V130H138ZM144 131V130H143ZM147 131H148V129H147ZM213 131V130H212ZM64 132V133H65ZM139 132H141V131H139ZM145 132V131H144ZM153 132V131H152ZM155 132V131H154ZM154 132H153V136H154ZM214 132V131H213ZM117 133V132H116ZM122 133V132H121ZM129 133V132H128ZM135 133V132H134ZM207 133V132H206ZM9 134V135H8ZM45 134V133H44ZM51 134V133H50ZM56 134V133H55ZM87 134V135H88ZM95 134V133H94ZM119 134H120V132H119ZM141 134V137H142V135H143V132L142 133H140ZM149 134V133H148ZM99 135H100V133H99ZM115 135V134H114ZM156 135V134H155ZM162 135V134H161ZM181 135V134H180ZM212 135V134H211ZM215 135V134H214ZM103 136V135H102ZM101 136V137H102ZM120 136H121V134H120ZM122 136H124V135H122ZM132 136H134V134H132ZM138 136H139V133H138ZM48 137V136H47ZM50 137V136H49ZM95 137V136H94ZM100 136H99V138H101ZM144 137V136H143ZM163 137V136H162ZM185 137V136H184ZM197 137H198V135H197ZM5 138L3 139V138H1V140H0V144H1V150L6 154V152H7V149H5L6 147L4 146V142H6V140H5ZM61 138V137H60ZM62 138H63V136H62ZM84 138V137H83ZM129 138H130V136H129ZM148 138H149V136H148ZM187 138V137H186ZM208 137H206V139H207ZM81 139V138H80ZM79 139V140H80ZM97 139V138H96ZM95 139V140H96ZM120 139V138H119ZM127 139V138H126ZM131 139V138H130ZM130 139H128L129 141H127V144H128V146L130 145L131 146V143H128V142H132V143H134L132 140H130ZM141 139H143V138H141ZM182 139V138H181ZM191 138H189V140H190ZM210 139H211V137L209 136V138H208V140L210 141ZM46 140H48V139H46ZM61 140V139H60ZM84 140H85V138H84ZM83 140V141H84ZM151 140V139H150ZM159 140V139H158ZM179 140V139H178ZM61 141H65V140H61ZM70 141V140H69ZM86 141V140H85ZM84 141V143L85 144H87L86 142ZM100 141V140H99ZM105 141V140H104ZM103 141V142H104ZM108 141V140H107ZM141 141V140H140ZM148 141V140H147ZM155 141V140H154ZM188 141V140H187ZM186 141V142H187ZM200 141V140H199ZM208 141V142H209ZM81 142V141H80ZM94 142V141H93ZM102 141H101V143H103ZM114 142H115V140H114ZM142 142H144V140H142ZM150 142V141H149ZM163 142V141H162ZM168 142V141H167ZM190 142V141H189ZM192 142V141H191ZM205 142V141H204ZM211 142V141H210ZM209 142V143H210ZM47 143V142H46ZM70 143H72L71 141H70ZM107 143V142H106ZM116 143H118V142H116ZM119 143H120V141H119ZM145 143H148V142H145ZM145 143H144V145H145ZM152 143H154L153 142V139H152ZM151 143V144H152ZM159 142H157V144H158ZM201 143V142H200ZM212 143V142H211ZM40 144H42V143H40ZM73 144V143H72ZM76 144V147L78 148V144L77 143H75ZM90 144V143H89ZM94 144V143H93ZM97 144H99V143H97ZM104 144V143H103ZM103 144H101V146L103 145ZM115 144V143H114ZM138 140H137V145H135V146H138ZM141 144V143H140ZM150 144V143H149ZM157 144H155V145H157ZM163 144V143H162ZM170 144V143H169ZM175 144V143H174ZM205 144V143H204ZM207 144V143H206ZM216 144V143H215ZM33 145V144H32ZM43 145H44V143H43ZM53 145H55V144H53ZM64 145V144H63ZM62 145V146H63ZM65 145H66V143H65ZM65 145L62 147L61 146V148L62 149H64V147H65ZM84 145V144H83ZM100 145V144H99ZM116 145V144H115ZM125 145V144H124ZM123 144L121 145V146H124ZM158 145H161V144H158ZM173 145V144H172ZM210 145V144H209ZM42 146V145H41ZM50 146V145H49ZM73 146H74V144H73ZM90 146V145H89ZM108 146H109V144H108ZM128 146L127 147H125V148H128ZM143 146V145H142ZM152 146H153V148H154V145L152 144ZM164 146H167V145H164ZM34 147V146H33ZM44 147H46L45 145H44ZM53 147V146H52ZM58 147L59 146H57V150L59 151V149H58ZM76 147H75V149H76ZM82 147V146H81ZM132 147V146H131ZM157 147V146H156ZM155 147V148H156ZM160 147V146H159ZM176 147V146H175ZM221 147H222V145H221ZM32 148V147H31ZM68 149H69V147H67ZM66 147H65V150L67 149ZM71 148H73V147H71ZM98 148V147H97ZM117 148V147H116ZM115 148V149H116ZM136 148V147H135ZM134 148V149H135ZM144 148V147H143ZM142 148V149H143ZM164 148V147H163ZM177 148V147H176ZM218 148H219V146H218ZM34 149H37L36 147L34 148ZM40 149V148H39ZM45 149V148H44ZM67 149V150H68ZM75 149H73V150H75ZM114 149V150H115ZM118 151H119V146H118ZM129 149V148H128ZM138 149V148H137ZM137 149L135 150V151H137ZM145 149V148H144ZM148 149V148H147ZM152 148L150 147V150H151ZM161 149V148H160ZM196 149H197V147H196ZM33 150V149H32ZM31 150V151H32ZM55 150V149H54ZM56 150V151H57ZM70 150V149H69ZM72 150V149H71ZM96 150H99V149H96ZM102 150H104L103 148H102ZM113 150V151H114ZM132 150V149H131ZM141 150V149H140ZM153 150V149H152ZM172 150V149H171ZM170 150V151H171ZM47 151V150H46ZM56 151H54V153L56 152ZM76 151V150H75ZM117 151V150H116ZM130 151V150H129ZM145 151H146V149H145ZM149 151V150H148ZM159 151V150H158ZM162 151V150H161ZM169 150H168V152H170ZM123 152H125V151H123ZM138 152V151H137ZM150 152V151H149ZM154 152H156V151H154ZM197 152V151H196ZM210 152V151H209ZM214 152V151H213ZM35 153V152H34ZM38 153H39V150H38V152H37V155H38ZM42 153H43V151H42ZM47 153V152H46ZM45 153V154H46ZM70 153H71V151H70ZM75 153V152H74ZM85 153H86V151H85ZM99 153V152H98ZM104 153V152H103ZM113 153V152H112ZM130 153V152H129ZM133 153H135V152H133ZM145 153H147V152H145ZM152 153V152H151ZM150 153V154H151ZM27 154V153H26ZM40 154H41V151H40ZM66 154H68V153H66ZM73 154V153H72ZM97 154V153H96ZM119 155L121 154V152L119 151V153H118ZM137 154V153H136ZM141 154V153H140ZM206 154V153H205ZM259 154V153H258ZM42 155V154H41ZM76 155V154H75ZM84 154H82V156H83ZM86 155V154H85ZM115 155H116V152H115ZM114 155V156H115ZM125 155V154H124ZM128 155V154H127ZM132 155H134V154H132ZM143 155H145L144 153H143ZM160 155V154H159ZM171 155H172V153H171ZM57 156V155H56ZM70 156V155H69ZM91 156V155H90ZM116 156H118V155H116ZM139 156H141V155H139ZM146 156V155H145ZM147 156H150V155H147ZM167 156V155H166ZM198 156V155H197ZM11 156H10V154H6V156H5V158H10ZM45 157H46V155H45ZM88 157V156H87ZM108 157V156H107ZM123 157V156H122ZM135 157H136V155H135ZM135 157H133V158H135ZM138 157V156H137ZM154 158H155V156H153ZM152 157V158H153ZM160 157V156H159ZM4 158V157H3ZM3 158L1 159V160H3ZM24 158V157H23ZM50 158V157H49ZM49 158H47V159H49ZM64 158V157H63ZM66 158V157H65ZM132 158V157H131ZM139 158V157H138ZM150 158V157H149ZM162 158V157H161ZM167 157H165V159H166ZM204 158V157H203ZM7 159V160H8ZM54 159V158H53ZM86 159V158H85ZM137 159V158H136ZM139 159H142V157L141 158H139ZM151 159V158H150ZM150 159H148V160H150ZM164 159V160H165ZM197 159V158H196ZM13 160V159H12ZM23 160V159H22ZM61 160V159H60ZM87 160V159H86ZM130 160V159H129ZM138 160V159H137ZM144 160V159H143ZM147 160V161H148ZM24 161V160H23ZM62 161V160H61ZM96 161V160H95ZM115 161H116V159H115ZM131 161L132 160H130V163H131ZM169 161V160H168ZM206 161H207V159H206ZM80 162V161H79ZM118 162V161H117ZM120 162V161H119ZM125 162H126V160H125ZM133 162V161H132ZM145 162H146V160H145ZM151 163H155V161H154V159H153V162L152 161H150ZM198 162V161H197ZM233 162V161H232ZM61 163V162H60ZM74 163H76V162H74ZM83 163H85V162H83ZM87 163H89V162H87ZM100 163H101V161H100ZM112 163V162H111ZM137 163V162H136ZM144 163V162H143ZM148 163H149V161H148ZM148 163H146V164H148ZM161 163V162H160ZM17 164V163H16ZM15 164V165H16ZM113 164V163H112ZM111 164V165H112ZM118 164V163H117ZM125 164V163H124ZM132 164V163H131ZM130 164V165H131ZM158 164V163H157ZM169 164V163H168ZM208 164V163H207ZM241 164V163H240ZM3 165V164H2ZM54 165V164H53ZM86 165V164H85ZM103 165V164H102ZM137 166L139 165V164H136ZM156 165V164H155ZM201 165V164H200ZM14 166V164L12 165V167ZM24 166V165H23ZM59 166V165H58ZM58 166H56L55 168H57ZM109 166V165H108ZM113 166V165H112ZM118 166V165H117ZM119 166H120V163H119ZM124 166V165H123ZM127 166V165H126ZM142 166V165H141ZM140 166V167H141ZM147 166V165H146ZM145 166V167H146ZM149 166V165H148ZM154 166V165H153ZM158 166H160V164L158 165ZM157 166V167H158ZM166 166V165H165ZM210 166H211V164H210ZM228 166V165H227ZM230 166V165H229ZM233 166V165H232ZM100 167V166H99ZM130 167H132V166H129L128 168H130ZM136 167V166H135ZM140 167H139V170H140ZM144 167V166H143ZM150 167L152 168V166L150 165ZM150 167H149V170L150 171H148V172H151V169H150ZM156 167V166H155ZM215 167H217V166H215ZM10 168V167H9ZM64 168V167H63ZM87 168V167H86ZM93 168V167H92ZM124 168H126V167H124ZM137 169H138V167H136ZM161 168V167H160ZM160 168H159V170H160ZM206 168H207V166H206ZM220 168V167H219ZM8 169V168H7ZM82 169V168H81ZM88 169V168H87ZM113 169H114V167H113ZM116 169V168H115ZM120 169V168H119ZM122 167H121V170L120 171H122ZM153 169V168H152ZM228 169V168H227ZM250 169V168H249ZM111 170V168L108 170V171H110ZM129 170V169H128ZM134 170V169H133ZM154 170V169H153ZM156 170H157V168H156ZM155 170V171H156ZM190 170V169H189ZM246 170H247V168H246ZM22 171V170H21ZM119 171V172H120ZM130 171H131V169H130ZM129 171V172H130ZM135 172L137 171V170H134ZM204 171V170H203ZM82 172V171H81ZM123 172V171H122ZM119 173L120 174V178H121V174H122V177H123V173ZM125 172V171H124ZM99 173V172H98ZM134 173V172H133ZM131 174L132 176L135 174ZM155 173V172H154ZM112 174V173H111ZM129 174V173H128ZM127 174V175H128ZM138 174V173H137ZM151 174V173H150ZM150 174L148 175L149 177H151L150 176ZM217 174V173H216ZM113 175V174H112ZM142 175V174H141ZM4 176V175H3ZM94 176V175H93ZM140 176V175H139ZM250 176V175H249ZM63 177V176H62ZM62 177H60L59 176V178H62ZM117 177V176H116ZM116 177H115V179H116ZM130 178V177H129ZM93 179V178H92ZM110 179H112L111 178V176H110ZM133 179V178H132ZM7 180V179H6ZM94 180V179H93ZM117 180H119V178L117 179ZM123 180H126V181H128L129 180V182L131 181V179H127V176L126 177H124L123 178ZM122 180V181H123ZM135 180V179H134ZM212 180V179H211ZM116 181V180H115ZM120 181V180H119ZM126 181H124V182H126ZM138 181V180H137ZM151 181V180H150ZM112 183H114L113 181H111ZM132 183H133V181H131ZM141 182V181H140ZM2 183V182H1ZM44 183V182H43ZM47 183V182H46ZM94 183V182H93ZM105 183V182H104ZM116 183V182H115ZM128 183V182H127ZM150 183V182H149ZM48 184V183H47ZM116 184H118V183H116ZM120 184V183H119ZM121 184H123L124 185V183H122L121 182ZM137 184V183H136ZM4 185V184H3ZM46 185V184H45ZM122 185V186H123ZM126 185V184H125ZM128 185V184H127ZM138 185H140V184H138ZM137 185V186H138ZM108 186V185H107ZM113 186V185H112ZM134 186V185H133ZM141 186H142V183H141ZM116 187H117V185H116ZM126 187V186H125ZM132 187V186H131ZM136 187V186H135ZM243 187H245V186H243ZM109 188V187H108ZM111 188V187H110ZM105 189V187L103 188V191H105L104 190ZM122 189V188H121ZM244 190V189H243ZM62 191V190H61ZM98 191V190H97ZM235 192L237 191V190H234ZM233 191V192H234ZM115 192V191H114ZM245 192V191H244ZM244 192H242L241 191V193H242V195H243V197L245 196V198L247 199H245L246 201H249L248 200V198H249V196H248V198L246 197V195L245 194H243ZM65 193V192H64ZM98 193H102V192H98ZM104 193V192H103ZM237 194H238V192H236ZM235 193V197H236V194ZM240 193V192H239ZM246 193V192H245ZM42 194V193H41ZM60 194V193H59ZM111 194V193H110ZM248 194H249V192H248ZM44 195V194H43ZM239 195H241V194H239ZM45 196V195H44ZM48 196V195H47ZM48 197H50V196H48ZM108 197H109V195H108ZM107 197V198H108ZM230 197H231V195H230ZM233 197H234V193H233ZM241 197V196H240ZM261 197V196H260ZM62 198V197H61ZM113 198V197H112ZM237 198V197H236ZM97 199V198H96ZM231 199H232V197H231ZM256 199V198H255ZM252 200V199H251ZM264 200V199H263ZM95 201H97V200H95ZM229 201H231V200H229ZM243 201V200H242ZM241 201V202H242ZM46 202V201H45ZM70 202V201H69ZM50 203V202H49ZM48 203V204H49ZM227 203V202H226ZM231 203H232V201H231ZM47 204V205H48ZM100 204V203H99ZM244 204H245V202H244ZM78 205V204H77ZM239 205V204H238ZM226 206V205H225ZM236 208V207H235ZM237 209V208H236ZM230 210H232V209H230ZM230 210H228V211H230ZM235 209L233 208V211H232V214L230 215V214H228L227 216H228V221H225L226 219H224V221H225V224H223V231H225V233H227L228 235L230 234V238H232L233 240H231V242L234 244H236L237 245V247H236V245H233V248L234 247H236L235 249L237 250H239V249H242L243 250V253H242V255L240 256V252H242L241 250H235V253H234V250H232V249H229L230 248V246L228 247V249L231 251H233L231 254H232V256L230 257L229 256V253H228V256L230 257V258H228V263H226V264H238V262H239V264H264V225H262L260 222V224H261V226L258 224V221H257V224H258V226L256 227L257 228V234H258V238H259V240L257 241V240H251L252 242H255V241H257V242H255L256 244H254V245H249V243L248 242H250V238H252V237H250V236H252L253 235V232L254 231H252L253 230V228L256 226H253L252 227V224L254 223L252 220H253V218H251V215H249V213H247L248 211H249V206L247 205V206H245L244 205V211L243 210H239L238 209V211H234ZM241 211V212H240ZM250 212V211H249ZM252 212V211H251ZM264 214V213H263ZM94 216H95V212L94 213H92V212H88V213H85V217L84 218H86V222H91V221H93L95 218H94ZM218 216V215H217ZM138 217V216H137ZM258 217H259V214H258ZM96 218H97V216H96ZM160 218V217H159ZM218 218V217H217ZM226 218V217H225ZM260 218V217H259ZM97 219H99V218H97ZM261 219H262V217H261ZM96 220V219H95ZM160 220V219H159ZM256 220V219H255ZM254 220V221H255ZM258 220V219H257ZM145 221V220H144ZM157 221V220H156ZM155 221V222H156ZM223 221V222H224ZM263 221V220H262ZM167 222V221H166ZM253 222V223H252ZM151 223H153V222H151ZM157 223V222H156ZM163 223V222H162ZM254 225V224H253ZM161 226V225H160ZM260 226V228H258ZM169 227V226H168ZM219 228V227H218ZM217 228V229H218ZM160 229V228H159ZM162 229V228H161ZM217 229H216V231H217ZM221 229V230H222ZM256 230V229H255ZM158 231V230H157ZM165 231V230H164ZM145 230H144V234L143 235H145L146 236V234H145ZM162 233H160V231H159V233L158 234H160V236H162V235H164L165 237L164 238H166V235L165 234H163V230L161 231ZM220 232V231H219ZM238 232H240L241 233V235L243 236V237H240L239 235V233ZM221 233V232H220ZM224 233V232H223ZM224 233V234H225ZM239 235H238V234ZM169 234V233H168ZM223 235V234H222ZM226 235V234H225ZM227 235V237H229ZM236 235H238L239 237H236ZM144 236V237H145ZM220 236V235H219ZM254 236V235H253ZM158 238H159V236H157ZM234 237H236V239L234 238ZM250 237V238H249ZM148 238V236L146 237V239ZM242 238V239H241ZM255 238V237H254ZM149 240V239H148ZM166 240V239H165ZM228 240V239H227ZM244 240H246L247 241V243L248 244H246L245 246H244V244L246 243V242H244ZM146 241V240H145ZM163 241V240H162ZM166 241H169V239L168 240H166ZM172 241H174V240H172ZM229 241V240H228ZM231 242H229V243H231ZM241 242H244L243 244H242V247L243 248H241L240 247V245H241ZM251 243V242H250ZM177 244L178 243H176V242H168V249L172 252V254L175 256V258L176 257H179L180 258V260L183 262V263H180V264H184V260L186 259V257H187V255L186 254H182L181 253V250H179L178 249V246L180 245V243L178 244V246H177ZM149 245V244H148ZM224 246V245H223ZM192 247V246H191ZM220 247H221V245H220ZM227 247V246H226ZM94 249V248H93ZM191 250V249H190ZM191 251H194V249L193 250H191ZM195 251H196V249H195ZM221 252H222V250H221ZM237 252H239V256L237 257L236 256V253ZM196 253V252H195ZM157 254V253H156ZM193 254V253H192ZM197 254H194V257L196 256ZM149 257V264H158V259H157V257L155 256V255H149L148 256ZM190 258V257H189ZM226 258V259H227ZM191 259V258H190ZM229 259H230V262H229ZM103 260V259H102ZM186 261V260H185ZM226 261V262H227ZM236 261H238L237 263H236ZM189 262V261H188ZM209 262V261H208ZM208 262H205L204 264H208ZM176 264V263H175Z\"/></svg>",
    "mask_w": 264,
    "mask_h": 264
},
{
    "label": "crops",
    "instance_id": "3",
    "mask_svg": "<svg viewBox=\"0 0 264 264\" xmlns=\"http://www.w3.org/2000/svg\"><path fill=\"white\" fill-rule=\"evenodd\" d=\"M2 1H3V4H1ZM14 1L15 0H12V1L0 0V2H1L0 3V27H1V25H2V27L4 26L1 19L5 18V20L8 21L9 19L13 18V20H12L13 23L12 24L10 23V26L13 25L11 27L16 28V29H14V28L11 29L10 32H12L11 33L12 36L9 35L10 38L9 37H8V39L6 38L8 41H4L5 37H6V34H4V33H6V31L2 27L0 28L1 32L4 30L3 34L0 33V47H1V49H3V48L6 49V47L8 48V46H10V45H11L10 50L13 49V54L10 53V56H9L10 60H95V57L91 53L90 49L88 50L85 48H80L79 45L73 46V44H68V41L73 39V36L72 35L70 36V34H73L74 31H72V30L75 26H74V24H68V25L64 24V22H63V14L64 13L62 14V10L64 9V6H65L67 9L71 10V12L73 11V9H75V11L77 12L76 9H78L77 5L79 6V0L78 1L77 0H16V2L18 1L17 3H15ZM206 4L207 5H205V8H203L204 10L202 9L203 13L200 14L201 17H203L204 20H206L205 21V28L203 31H201V32H203V34L201 32H198V33H201L203 38H205V39H203L202 45L199 46L198 44L196 45L192 42V38L197 33L194 30L190 32V35L187 32V30H180L179 32L177 30H175V32H174L173 38L176 42H178L181 39V37H183L181 42L183 43V40H186V41H188V45H189V52L187 54V57H184V58L179 57V54L174 55L175 57L177 56L178 58H180V60H185L188 57L194 58L195 56H193V55H195V54H196L195 58L197 60H203L204 58L201 57L202 54L198 50L199 49L201 50L203 47H205L206 46L205 43H207L210 39H211V41L215 40V38H216V40H218L217 38H220L219 35H221V37H222V33H224V31L226 32V36H229V35L232 36L233 34H238L236 27L234 25H232L230 22L226 21L224 19V15H223V17H221V15H220V17H219L218 14H221L222 12L219 13L218 0H207ZM13 5L15 7H13ZM7 6H9L10 9ZM71 7H74V8H71ZM66 8L64 10H66ZM16 11H18V12H16ZM22 12H23V15H22ZM212 12H213V14H212ZM214 12H216V13H214ZM74 13L75 12H73L72 15L70 13V16L75 17L76 13L75 14ZM12 14H14V15L10 16ZM222 14H224V12ZM8 16L11 18H9ZM33 16H34V18H32ZM36 16L38 18H36ZM60 17H61V20H60ZM170 17L171 16H170V12H169V20H170ZM17 18H20V19H17ZM21 18H22V23H21V21H19V20H21ZM26 18L28 19V21ZM219 18L221 19V21L219 20ZM14 19H17V20H14ZM24 20L26 21V23L24 22ZM31 20H33L34 22L31 23ZM48 20H50V21H48ZM18 22H20V23H18ZM23 22H24V24H23ZM218 22L219 23L221 22L220 23L221 25ZM223 22H225V23L223 24ZM47 23H48V26H47ZM60 23H61V25H60ZM217 23L219 24V27H217L218 26ZM227 23L228 24L230 23V27H228ZM250 24H251V22H249V25ZM34 25H36V26L34 27ZM226 25H227V28H226ZM19 31L21 33L18 34ZM215 31H216V33H215ZM228 31L232 32L233 34L229 33ZM57 32L59 35H57ZM67 32H69L68 33L69 35L66 36L68 41L65 40V34H67ZM217 32H220V33L218 34ZM257 32L264 33V29H263V31L257 30L256 33ZM227 33H229V34H227ZM214 34H216V35H214ZM4 35H5V37H2ZM33 37H36V38H33ZM175 37H177V38H175ZM244 37H245V40H247V41L249 39L252 40V37L249 35L248 36L245 35ZM18 38H20V39L22 38L24 40H22V39L17 40ZM32 38L35 41H33ZM9 39L11 41H9ZM25 39L28 41H26ZM205 40H207V41L205 42ZM234 40H236V38H233V41ZM5 42L8 45H5ZM18 44H20V47ZM25 44H26V47H25ZM203 44H205V45H203ZM21 46L23 48H21ZM19 48L23 49L24 51L22 52V50H20ZM25 48L27 51L25 50ZM10 50H9V52H10ZM21 53H23V54H21ZM137 54L140 55V53H138V52H137ZM23 55L24 56L26 55L25 58ZM193 58H192V60L195 59V58L194 59ZM137 59H141V58H137ZM211 59L213 60L212 57L207 58V60H211ZM4 60H8V58L4 59Z\"/></svg>",
    "mask_w": 264,
    "mask_h": 264
},
{
    "label": "built area",
    "instance_id": "4",
    "mask_svg": "<svg viewBox=\"0 0 264 264\" xmlns=\"http://www.w3.org/2000/svg\"><path fill=\"white\" fill-rule=\"evenodd\" d=\"M131 264H145V263H143V262H141V261H137V262H133V263H131Z\"/></svg>",
    "mask_w": 264,
    "mask_h": 264
}]
</instances>
